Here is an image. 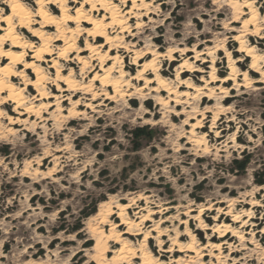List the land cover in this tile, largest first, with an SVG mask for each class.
<instances>
[{"label": "rangeland", "instance_id": "374dc122", "mask_svg": "<svg viewBox=\"0 0 264 264\" xmlns=\"http://www.w3.org/2000/svg\"><path fill=\"white\" fill-rule=\"evenodd\" d=\"M4 1L0 0L1 15L9 13ZM226 3L147 0L142 17L131 19L129 26L135 37H129L126 44L136 51L160 54L156 69L173 88L179 83L176 74L181 53L193 55L191 50L214 51L205 56L204 66L196 64L205 73L194 74L192 87L204 85L201 80L208 81L210 72L218 80L227 77L229 65L238 59L241 62L235 71L242 74L251 59L237 52L239 44L233 40L237 33L224 29L236 20ZM23 4L36 11L32 0ZM69 7L75 4L71 2ZM256 7L263 16L264 0H257ZM54 14H59L58 9ZM236 21L229 28L237 31L241 20ZM259 37H250L251 44L260 43L257 48L264 52V40ZM84 39L78 45L82 49ZM197 44L201 46L196 48ZM170 50L174 61L164 56ZM132 59V53L124 51L118 58L116 67L123 69L126 79L140 70L132 65ZM73 62L68 69L76 74V83L83 84L80 66ZM5 63L3 60L0 65ZM47 77L53 78L54 71ZM153 77L148 71L147 78ZM34 78L32 73L27 75L29 81ZM237 83L243 86L233 87L232 81L224 85L225 102H221L220 89L213 99L200 101L192 99L193 90L183 87L178 94L189 92L191 105L174 108L170 96L162 92L159 97L168 101L162 106L158 95L150 93L151 86L156 87L152 83L132 96L105 100L101 95L91 109L81 107L74 114L70 112L75 100L63 103L61 111L55 107L46 111L39 110L41 102L35 100L37 93L32 88L23 90L27 105L20 108L4 101L7 93H2L0 103L6 105L0 107V264H112L110 260L121 246L114 243L112 229L120 223V206L128 207L126 217L139 223L134 215L137 209L148 206L152 212L154 205L171 207V212L158 214L155 220L176 219L174 226L168 223L161 231L169 228L193 235L199 247L208 244L207 238L218 223L243 233L242 242L229 234L226 248L214 253L220 258L209 256L203 264H264V184H257L264 183V80L255 74L249 77V84L245 85L242 77ZM14 84L24 88L20 80ZM142 84H135V88ZM48 89L50 95L56 94ZM95 89H100L98 82ZM108 93L113 95L112 89ZM31 104L34 112H27ZM136 129L141 130L138 136L134 135ZM179 206L180 212L191 208L193 212L189 217L179 215ZM199 210H203L200 223ZM227 211L241 216V222L233 224L231 217L221 214ZM182 221L189 224L177 228ZM240 226L245 227L240 230ZM123 231L125 227H120L117 233ZM152 235L145 248L156 258L161 247L157 233ZM143 237L129 244L139 250ZM168 239H161L163 250L171 246ZM188 242L185 236L181 244ZM100 248L109 252L104 256ZM170 260L167 255L160 262Z\"/></svg>", "mask_w": 264, "mask_h": 264}, {"label": "bare ground", "instance_id": "6f19581e", "mask_svg": "<svg viewBox=\"0 0 264 264\" xmlns=\"http://www.w3.org/2000/svg\"><path fill=\"white\" fill-rule=\"evenodd\" d=\"M23 1H4L3 3L8 6L9 13L0 14V58H2L1 62L6 61L5 64L0 65V95L6 92L4 101L7 100L14 104L15 108L27 105L23 90L29 91L30 88L37 93L35 100L41 102L39 110L49 111L55 107L57 111H61L63 103L75 100L70 112L74 114L81 107L91 109L93 103H96L101 95H105V100H112L120 96H132L134 93L139 94L147 90L152 83H155L156 87L151 86L150 93L158 95L159 105H168L167 100L159 97L162 92H166L170 96V101L174 103V108L186 109L188 105H191L187 101L191 98L189 92L178 94V91L183 87L193 90L192 99H199L200 101L203 98L208 99V101L213 99L216 94L215 91L220 89L218 93L222 95L221 102H225L228 96L223 87L230 81L233 82V87H239L243 86V84L237 83L239 77H242L245 85L249 84V77H253L255 74L261 75V79L264 80V52L257 48L261 46L260 43L254 46L250 40L252 36H260L259 38L264 40V36H261L264 33V15L260 16L258 13L257 0H227L225 4L232 11L234 19L241 20V25L237 31L229 28L237 22L236 20L229 22L228 27H224V29L237 33L233 36V40L239 44L237 52L251 59L248 70L242 74H237L235 65L241 62L238 59L229 65L230 73L227 77L218 80L214 73L210 72L208 74L209 80L206 82L201 80L204 85L199 88L192 87L190 83V79L195 78V73H205L196 67V64L200 63L201 66H204L207 63L205 56L214 54V51L196 53L191 50L193 55H186V52H182L181 61L178 64L179 71L176 74L179 83L173 88L156 69V59L161 56L160 54L155 55L153 51L149 50L136 51L133 49L134 46L126 44L129 37H135L133 29L129 26L132 22L131 19L142 17L140 12L147 0H32L37 7L35 12L24 5ZM71 2L75 4L74 8L69 7ZM115 2L121 3V6ZM129 2L131 3L130 8L127 7ZM55 8L59 11L58 15L54 14ZM138 25L137 22L136 27ZM83 36H85L84 49L78 47ZM101 39L104 42L101 43ZM179 45L181 46V44ZM200 46L197 44L195 47L199 48ZM121 51L132 53V65L140 67L138 73L129 79H126L122 68L116 67ZM173 54L174 52L170 50L164 56L168 57L170 61H174ZM226 57L230 58V55L226 53ZM142 60H145L143 64H141ZM73 61H76V65L80 66L83 84H77L75 81L76 74L72 68L68 69L75 64ZM51 70L54 71L53 78L47 77ZM148 71L154 76L153 78H147ZM29 73L34 75V80L29 81L27 79ZM87 79L89 82L85 84ZM16 80H20L24 84V88H17L14 84ZM97 82L100 84L98 90L95 89ZM140 82H143L142 86L135 88V84ZM49 87L50 91H55L56 94L50 95ZM109 89H112L113 95L108 93ZM132 90L134 92L131 93ZM4 101L0 103V107H5ZM34 108L31 104L25 110L34 112ZM22 115L24 114L21 113ZM194 142L200 145L199 141ZM147 204L154 205L152 202ZM215 204L212 203V206ZM149 208L147 206L137 209L134 215L136 219H139V223H134L126 217V211L129 208L120 206L117 215L120 218V223L113 224L112 229L114 243H120L121 246L110 260L112 264H137L138 261H140L139 264H162L161 259L167 255L171 260L166 264H203L205 258L209 256L216 259L220 258L214 256V253L226 248L225 239L229 234L230 237H234L240 242L243 241L242 232L230 229L228 224L218 223L212 230L213 234L207 238L208 244L199 247L193 235L179 234L169 228L161 231L163 227H172L175 224L176 219L171 222L162 217L155 220L158 214L163 216L166 212H171L170 206L154 205L152 212L148 210ZM181 210L182 207H177L179 215L186 217H189L193 212L192 208L187 212H180ZM145 211H147L146 214L142 215L141 212ZM202 211L199 210L197 216L199 223L203 217ZM230 213L227 211L221 214L231 217L233 224H239L241 216H232ZM149 222L151 225L146 229ZM168 223H170L169 226ZM182 224L188 225L189 223L182 221L178 223L177 228ZM120 227H125V231L117 233ZM244 227L240 226L239 229L242 230ZM204 229L200 228V230ZM153 232L157 233V245L161 247L156 258L145 248L149 240L153 238ZM261 232L263 233V231ZM141 235L144 237L139 250H136L129 244V241ZM165 236L171 242L168 250L162 249L164 243L161 239ZM185 236L189 238V242L182 245L181 241ZM215 240L218 242L213 243ZM97 248H99L98 245ZM99 250L104 256L109 252L106 248Z\"/></svg>", "mask_w": 264, "mask_h": 264}, {"label": "trees", "instance_id": "16d2710c", "mask_svg": "<svg viewBox=\"0 0 264 264\" xmlns=\"http://www.w3.org/2000/svg\"><path fill=\"white\" fill-rule=\"evenodd\" d=\"M135 133H134V135L135 136H138V134H140L141 133V130H139V129H136L135 131H134ZM243 168V166L240 168V169H242ZM259 186H261V185H263L264 183H257Z\"/></svg>", "mask_w": 264, "mask_h": 264}]
</instances>
